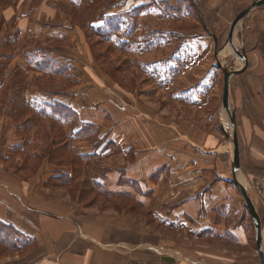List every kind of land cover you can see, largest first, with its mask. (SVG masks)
Listing matches in <instances>:
<instances>
[{"label":"crops","instance_id":"0c3cea01","mask_svg":"<svg viewBox=\"0 0 264 264\" xmlns=\"http://www.w3.org/2000/svg\"><path fill=\"white\" fill-rule=\"evenodd\" d=\"M255 1L0 0V77L32 83L34 111L81 134H71L67 164L59 153H0V223L11 237L0 264L259 261L250 213L252 247L238 216L226 224L213 210L242 195L232 176L225 186L202 104L184 98L217 42L207 29L227 28L228 45L233 19ZM234 45L247 58L243 84L228 88L237 180L257 210L264 254V4L238 23ZM56 108L73 120L59 123Z\"/></svg>","mask_w":264,"mask_h":264},{"label":"rangeland","instance_id":"374dc122","mask_svg":"<svg viewBox=\"0 0 264 264\" xmlns=\"http://www.w3.org/2000/svg\"><path fill=\"white\" fill-rule=\"evenodd\" d=\"M191 14H193L192 11ZM193 16L195 18L196 15L193 14ZM210 28L211 29H207V31H212L213 35L218 36L217 42L209 47L210 54L208 53L206 61L201 63L202 68L199 72L200 76H202L201 80L187 79L186 91L189 90L194 93H188L184 98H186L185 100L187 101H199L203 107V124H208V122L211 121V123H213V125H211L212 130H217V140L219 144V161L217 167L221 172L220 174L227 178L225 186L230 187L228 183L229 181L231 182L229 159L232 157L233 148L230 144L231 127L229 125V115L222 102L223 70L221 67L227 69H240L242 67V61L226 44L227 28L224 30L213 29V26ZM236 47L240 51V45ZM186 64L188 66L194 63L187 62ZM246 75L247 72H244L243 74H238V76L233 77L228 83L229 89L231 87L237 89L241 86ZM155 79L158 81V78ZM194 82L196 83L194 84ZM31 84L27 85V80L24 78H0V86L3 88H0V91H3V93L0 92V153H59L58 161L61 164H67V162L71 161L72 156L70 155L73 153V148L71 146L73 144V138H71V134L73 135V133H71L72 127L70 129V126L66 128L56 123L43 120L40 116H47L44 115V113H48L47 111L41 109H38V112L34 111V104L30 105L32 102H26L25 100V91L26 89L29 90L32 88ZM8 90H10V92L7 94ZM51 113L52 116L58 119L59 123H68V121L73 120L70 112L60 108L54 109ZM7 118L10 120L6 129L4 124ZM212 119L214 121H212ZM219 122L223 124L221 127L218 125ZM222 129L225 131V136L230 141H226L227 138L225 136L222 137ZM4 136H6V138ZM73 136L76 139L80 138L81 134L77 133ZM8 141L11 143L8 144ZM78 164L79 163L76 165L77 167L74 165L75 167H73V169L80 172L81 168ZM71 184L74 193L78 194L81 191L78 189L79 184ZM234 194L235 196L233 198L227 196L222 199L213 210L217 214L227 216L225 221L226 224H232L234 222L233 219L237 221L234 222L235 225L242 224L247 234V239L251 242L250 244L252 247L253 241L251 236L253 230L247 218L249 210L247 209L244 199L239 195V192L234 190ZM80 195H82V193ZM241 215H243V221L237 220ZM233 216L238 217L232 219ZM256 264H259V261H257Z\"/></svg>","mask_w":264,"mask_h":264},{"label":"water","instance_id":"95a60500","mask_svg":"<svg viewBox=\"0 0 264 264\" xmlns=\"http://www.w3.org/2000/svg\"><path fill=\"white\" fill-rule=\"evenodd\" d=\"M264 0H256L253 2L249 7L246 9L240 11L236 17L233 19V22L230 27L229 31V39H228V46L231 48L233 53L237 55L240 60L242 61V67L240 69H234V68H224L221 67L223 70V89H222V102L224 107L226 108L228 115H229V125L231 127V143H232V158H231V176H232V182L234 185L238 188L240 191L247 209L249 210V213L251 215V218L253 220L254 228H255V245L257 249V253L259 256V263L264 264V254H263V249L261 245V226H260V220L258 216L255 213L254 207L246 194V191L244 188L240 185L239 181L237 180V171H238V162H239V155H238V143H237V136H236V127H235V113L233 109L231 108L229 104V97H228V79L231 76L241 74L242 72L245 71L247 68V58H246V53L243 48L240 49V51L235 47L234 45V35H235V30L238 25V23L253 9L256 7L263 5Z\"/></svg>","mask_w":264,"mask_h":264},{"label":"trees","instance_id":"16d2710c","mask_svg":"<svg viewBox=\"0 0 264 264\" xmlns=\"http://www.w3.org/2000/svg\"><path fill=\"white\" fill-rule=\"evenodd\" d=\"M3 67V65H2ZM2 67H0V70L2 71ZM1 73V72H0ZM1 78V77H0ZM2 88V86H0ZM0 245L1 246H8L10 245L8 242L11 239V237L8 235V232L10 231L9 227L4 226L0 223ZM3 228V229H2ZM12 246V245H11Z\"/></svg>","mask_w":264,"mask_h":264},{"label":"bare ground","instance_id":"6f19581e","mask_svg":"<svg viewBox=\"0 0 264 264\" xmlns=\"http://www.w3.org/2000/svg\"><path fill=\"white\" fill-rule=\"evenodd\" d=\"M241 64V63H240ZM241 66V65H240ZM247 69V68H246ZM245 69V70H246ZM244 72H242V74H243ZM235 76H238V74L237 75H234V76H231L229 79H228V81H230L233 77H235ZM237 133V132H236ZM237 143H238V139H237ZM231 146H232V143H231ZM233 148V147H232ZM238 155H239V143H238ZM246 194L248 195V193H247V191H246ZM248 197H249V199H250V201H251V203H252V205H253V207H254V210H255V213H256V215L258 216V213H257V210H256V208H255V206H254V204H253V202H252V200H251V198H250V196L248 195ZM260 220V219H259Z\"/></svg>","mask_w":264,"mask_h":264},{"label":"flooded vegetation","instance_id":"af4514ba","mask_svg":"<svg viewBox=\"0 0 264 264\" xmlns=\"http://www.w3.org/2000/svg\"><path fill=\"white\" fill-rule=\"evenodd\" d=\"M246 53V52H245Z\"/></svg>","mask_w":264,"mask_h":264}]
</instances>
